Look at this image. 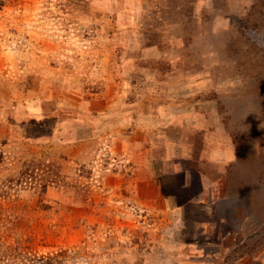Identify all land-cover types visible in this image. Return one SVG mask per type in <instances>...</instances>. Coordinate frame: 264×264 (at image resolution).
<instances>
[{"label": "rangeland", "instance_id": "rangeland-1", "mask_svg": "<svg viewBox=\"0 0 264 264\" xmlns=\"http://www.w3.org/2000/svg\"><path fill=\"white\" fill-rule=\"evenodd\" d=\"M0 264H264V0H0Z\"/></svg>", "mask_w": 264, "mask_h": 264}]
</instances>
